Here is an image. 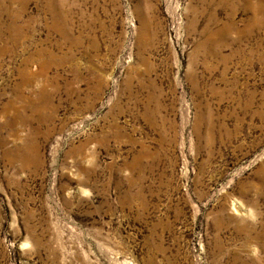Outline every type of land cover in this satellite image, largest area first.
Listing matches in <instances>:
<instances>
[{
    "label": "rangeland",
    "instance_id": "obj_1",
    "mask_svg": "<svg viewBox=\"0 0 264 264\" xmlns=\"http://www.w3.org/2000/svg\"><path fill=\"white\" fill-rule=\"evenodd\" d=\"M0 264H264V0H0Z\"/></svg>",
    "mask_w": 264,
    "mask_h": 264
}]
</instances>
